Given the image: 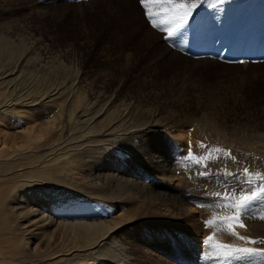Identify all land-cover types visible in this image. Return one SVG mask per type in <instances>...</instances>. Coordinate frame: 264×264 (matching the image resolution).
<instances>
[{"label": "rangeland", "instance_id": "374dc122", "mask_svg": "<svg viewBox=\"0 0 264 264\" xmlns=\"http://www.w3.org/2000/svg\"><path fill=\"white\" fill-rule=\"evenodd\" d=\"M196 2L199 9L190 27L166 42L168 28L175 27L169 0H149L147 8L139 0H0V38L8 42L4 50H14L13 58L26 52L33 62L47 61V70L26 69L35 79L34 92L69 84L80 71L79 93L87 101L99 91L96 104L109 109L108 121L128 104L136 109L131 120L136 129L128 135L86 146V159L63 169L54 184L41 180L12 193L18 199L25 190L33 197L17 212L0 204L1 263L48 264L58 253L79 246L80 226L108 230L112 245L104 255L115 259L116 253L118 260L102 259L100 250L97 255L74 253L62 264H251L220 258L213 246L264 247L238 238L264 239V200L230 229L219 218L233 213L216 195H224L225 184L238 187L229 172L239 176L248 169L257 187L262 183L258 177L264 176V0ZM149 11L161 28L151 27ZM201 31L220 41L222 52L236 47L247 54L227 59L179 50ZM40 49L48 59L40 56ZM255 50L259 56L251 54ZM25 85L26 80L20 83ZM72 97H53L52 103L34 109L21 103V108L0 113V150L14 142L23 149L29 137L44 143L40 125L58 119L63 135L43 147L58 139L79 143L88 134L76 123L80 109L70 104ZM15 99L18 103L21 98ZM71 108L74 116L69 119ZM154 111L151 120L148 113ZM104 120L102 125L109 124ZM7 135H14V141L2 144ZM125 136H131V145ZM5 151L16 158L15 151ZM35 152L25 159L33 162L30 169L40 155L31 157ZM160 169L167 172L161 176ZM62 182L63 187L55 185ZM30 208L50 221L39 233L23 231ZM208 236L212 240L205 244Z\"/></svg>", "mask_w": 264, "mask_h": 264}, {"label": "bare ground", "instance_id": "6f19581e", "mask_svg": "<svg viewBox=\"0 0 264 264\" xmlns=\"http://www.w3.org/2000/svg\"><path fill=\"white\" fill-rule=\"evenodd\" d=\"M5 39L6 38H0V55H2L0 56V113L5 114L6 112L10 111L9 109H13L14 111L16 107L21 108V103H23L22 106L25 105V107L27 106L29 109H34V106H40L39 108H41L42 106H45L47 102L52 103L55 100L52 99L53 97L65 98L66 100H68L71 96H73L70 104H73L72 106H77L80 109V111L76 114V123L79 122L78 126L83 128L88 134L87 136H85L86 134L80 136V141L77 144H64L62 142H59L58 139V141H55V143L49 148H44L43 145H46L45 143L49 139H52L53 137L61 138L64 133V131H61V119H58V122L56 123L49 122L47 124L40 125L42 128L41 133L43 134V138L45 139L44 143L41 144L40 138L36 140V137H29L28 140L24 141L25 148L23 149H17V143L15 142L11 144L10 148H4L8 151H15V156L17 159L13 158V153L6 152L5 150H0V204L6 203L7 205L11 206L13 212H17L18 210L22 209V205L26 202L27 198L31 199L33 197L32 194L29 193V191L27 192L25 190L21 198L18 199L11 198L12 193L23 191L21 190L22 187H34L36 186V184H39L41 180L44 181L45 185L54 184V180H57V177L60 175V172L63 169L74 165L79 159H86L82 156L84 155V153H86L85 151H83L86 146H97L101 142H106V140H100V138H111L114 141L115 139L119 138V136L115 134L125 133L126 135H128L130 131L136 129V127H132L133 123H131V120L134 118V115L136 113V109L132 107L131 104H128L111 121H108L109 117L106 116L109 113V109H103L101 108V105L96 104L99 91L96 93L97 95L87 101L79 93L78 84L81 80L80 71L76 73L75 79L69 84L67 82H61L53 86L51 89H45L38 93L34 92L32 90V87L34 86L35 79L27 75L26 69H28V67H32L37 70H47L45 66L47 64V61L43 62L42 60H35L33 62L29 56L30 54L26 52H22L20 53L21 55L13 58V56L17 53H15L14 50H11L9 52L4 50L3 45H6L8 43L7 41H5ZM39 53L44 60L48 59L45 50L40 49ZM58 65L60 66V64ZM24 80H26V85L21 87L20 83ZM16 97L21 98L20 101H17L18 103H16ZM8 101H11V105L7 104ZM106 102L110 106L112 103V96H109ZM113 104L114 103H112L111 105L110 113L113 109ZM155 112L156 111H154V114L149 112L148 118L153 120V117L156 114ZM58 113L61 116H68V113H64L63 110H59ZM69 114V119L74 116V111H72V108ZM103 115H105V117H102ZM103 120L105 123L109 124L102 125L101 123L103 122ZM13 136L14 135H7L5 141H3L2 144H5L6 140L7 143L13 142ZM126 137L128 138L125 139ZM130 137L125 136L124 140L130 142V140H132ZM66 139H68V137ZM86 142L87 145H85ZM114 142H116V140ZM131 144L132 142L129 143V145ZM126 146H128V144ZM27 149L28 151H26ZM45 149L48 150V152L42 153V150ZM34 150H37V152H35L31 157H35L37 154L40 155L35 157L36 165L30 169L33 162H26L25 159H29V153H33ZM15 161L18 163L17 165ZM22 169L27 172L26 175H23V173L21 172ZM159 172L161 176H163L167 172V170L160 169ZM75 174H77V170H74L72 172V176ZM13 179H15V182ZM43 181L41 182L43 183ZM56 184L63 187V184L65 183H55V185ZM41 213L36 208H30L26 211L29 220L27 229L23 230L25 234L37 231L39 233V231L44 229L50 223L49 219L43 216ZM185 213L186 212L184 211L182 214L184 215ZM68 224L69 223H67L66 225ZM79 229L82 234V236L80 237L81 243L79 244V246L75 247L74 251L67 250L64 251V253H58L55 257L49 259L48 264H62L74 253L78 252H89L90 254H96L101 250V254L99 253L100 255H104L109 252L110 246L112 245V239L109 238L111 233L108 230H102L100 233L99 229L95 230L90 226H80ZM117 248L118 247H116L115 249ZM196 248L197 250L199 249L198 247ZM104 256L105 257L101 258L104 259L108 257V261L110 260L112 262H116L118 260L116 258L118 254L116 253H114L113 255L115 256L113 257L115 259H112L110 254L109 256ZM1 262L2 259H0V264H4Z\"/></svg>", "mask_w": 264, "mask_h": 264}, {"label": "snow or ice", "instance_id": "6c2138e0", "mask_svg": "<svg viewBox=\"0 0 264 264\" xmlns=\"http://www.w3.org/2000/svg\"><path fill=\"white\" fill-rule=\"evenodd\" d=\"M174 5L173 11L175 19L170 21V24H174L175 27H169L167 31V39H172L184 30L190 27L192 20L194 19L195 12L199 9L196 0H192L191 3H185L184 0H169ZM202 3L203 0H200ZM139 3L147 8L149 0H139ZM147 18L151 20V27L161 28L162 25L155 22L151 11L147 13ZM191 149V145H189ZM230 155V152L228 153ZM210 158V157H209ZM188 159L191 160V152L188 154ZM203 159V158H202ZM196 163H200V160H196ZM203 167L207 169V160H205ZM201 175H209L208 172H202ZM228 176H233L238 181V187L232 189L229 185L225 184V193L221 196L217 193V197L220 200L225 201L221 206L231 211L233 214L230 216H223L219 218V221L223 225H227L230 229H234L236 224L233 221H240L247 216L251 208L257 204L258 201L264 200V176L258 177L261 180L260 186L253 185V175L250 174L248 169H244L241 175L236 173H227ZM242 177V178H241ZM238 193V194H237ZM264 218V217H262ZM208 224H214L216 221H209ZM239 227H245L243 223L239 224ZM232 235H238L234 230L231 232ZM240 240L249 241L253 245H264V239L251 240L249 237L239 236ZM212 240V236H208L204 243L207 244ZM217 249L216 255L223 259L235 258L246 260L251 262L253 260L260 261V264H264V247H233L227 244L214 245Z\"/></svg>", "mask_w": 264, "mask_h": 264}]
</instances>
